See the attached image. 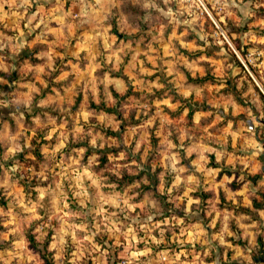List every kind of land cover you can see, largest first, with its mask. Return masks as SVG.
I'll return each mask as SVG.
<instances>
[{
  "label": "rangeland",
  "instance_id": "374dc122",
  "mask_svg": "<svg viewBox=\"0 0 264 264\" xmlns=\"http://www.w3.org/2000/svg\"><path fill=\"white\" fill-rule=\"evenodd\" d=\"M248 257L264 0H0V264Z\"/></svg>",
  "mask_w": 264,
  "mask_h": 264
},
{
  "label": "crops",
  "instance_id": "0c3cea01",
  "mask_svg": "<svg viewBox=\"0 0 264 264\" xmlns=\"http://www.w3.org/2000/svg\"><path fill=\"white\" fill-rule=\"evenodd\" d=\"M238 192H236V193H238V194H240V195H242L241 193V191H240V189H238L237 190ZM246 193H247V191H248V189H247V186H246ZM244 193V192H243ZM251 221V222H250ZM250 221H248L247 223H245V225H247L248 227H249V230H251V231H253V232H255V231H257V229L255 228V226H257L258 224H257V222L256 221H254V220H250ZM258 227V226H257ZM252 238H253V236H252ZM243 262V261H242ZM244 262H246L245 264H250V263H253L254 262V259L251 257H248V258H246L245 260H244ZM196 263H198L197 262V260H193V261H189L188 262V264H196ZM203 264H216V263H214V262H203ZM222 264H224L223 262H222Z\"/></svg>",
  "mask_w": 264,
  "mask_h": 264
},
{
  "label": "built area",
  "instance_id": "2783aa9c",
  "mask_svg": "<svg viewBox=\"0 0 264 264\" xmlns=\"http://www.w3.org/2000/svg\"><path fill=\"white\" fill-rule=\"evenodd\" d=\"M162 260L165 261L166 258H163ZM118 264H143V263L133 262L132 260L129 259H122L121 261H119Z\"/></svg>",
  "mask_w": 264,
  "mask_h": 264
},
{
  "label": "water",
  "instance_id": "95a60500",
  "mask_svg": "<svg viewBox=\"0 0 264 264\" xmlns=\"http://www.w3.org/2000/svg\"><path fill=\"white\" fill-rule=\"evenodd\" d=\"M262 261H264V259H262Z\"/></svg>",
  "mask_w": 264,
  "mask_h": 264
}]
</instances>
